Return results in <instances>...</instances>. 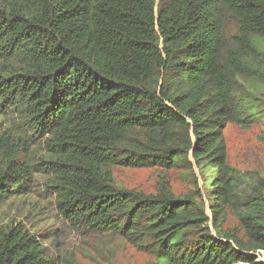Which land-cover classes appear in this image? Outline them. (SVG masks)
<instances>
[{"label":"trees","instance_id":"16d2710c","mask_svg":"<svg viewBox=\"0 0 264 264\" xmlns=\"http://www.w3.org/2000/svg\"><path fill=\"white\" fill-rule=\"evenodd\" d=\"M0 116V200L23 193L21 156L39 147L78 229L158 264L264 251V179L231 166L224 139L264 119V0H0ZM111 166L180 168L194 189L123 188ZM47 251L22 224L0 229V264H53Z\"/></svg>","mask_w":264,"mask_h":264},{"label":"rangeland","instance_id":"374dc122","mask_svg":"<svg viewBox=\"0 0 264 264\" xmlns=\"http://www.w3.org/2000/svg\"><path fill=\"white\" fill-rule=\"evenodd\" d=\"M230 32L235 27L230 26ZM3 117L0 116V121ZM228 163L252 182L264 179V119L249 127L229 123L224 130ZM44 154V152H42ZM29 158L31 173L22 181L23 193L0 200V229L22 224L30 232L38 233L48 247V257L53 264H158L155 255L141 250L124 237L111 232H87L73 226L58 213L55 198L47 187L51 175L40 164L41 149L32 147ZM115 183L123 188L135 189L146 194L156 193L168 181L176 195L194 189L188 173L180 168L111 166ZM202 182V179H201ZM223 228L240 230L235 214L228 209ZM237 264H264V251L256 252L254 262Z\"/></svg>","mask_w":264,"mask_h":264}]
</instances>
